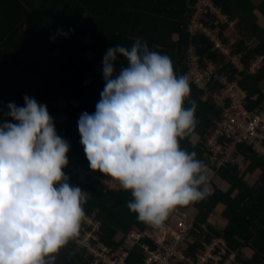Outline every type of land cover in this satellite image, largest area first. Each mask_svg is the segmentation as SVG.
<instances>
[{
    "label": "trees",
    "instance_id": "obj_1",
    "mask_svg": "<svg viewBox=\"0 0 264 264\" xmlns=\"http://www.w3.org/2000/svg\"><path fill=\"white\" fill-rule=\"evenodd\" d=\"M198 1L0 0V123H15L7 115V106L9 103L24 106L25 95L47 106L57 134L70 145L69 163L63 171L69 183L84 192V213L99 222L98 239L108 248L117 249L132 229L142 231L146 227L127 207L132 199L130 191L97 187L91 175L83 178L77 172V167H81L91 174L105 177L89 167L80 143L78 120L82 113L94 114L96 111L105 86L102 61L109 48L120 44L130 49L135 39L140 38L147 42L151 51L171 59L177 76H187L191 93L184 106H191L188 99L197 105L194 135L198 140L191 142V136L181 140L180 145L189 152L195 151L196 158L206 168L212 167L206 156V138L224 112L212 94L220 93L223 86L220 82L211 83L208 87L210 95L205 98V90L199 89L188 76L189 46L195 48L202 65V58L208 57L216 66H221L218 67L221 72L229 73L231 80H236V75H239L238 87L248 109L254 110L264 101V28L254 13L260 12L264 19V0L257 5L252 0H212L228 21L211 25L206 20L211 14L204 13L197 19L205 28L212 30L224 46L229 47L231 56L240 55L245 67L243 72H239L215 46L211 35L202 31L190 35L189 27ZM232 22L237 23L236 30L242 37L245 35L246 40L238 38L232 42L226 36ZM248 41L256 45L250 46ZM261 57V67L256 73H249L250 66ZM124 66L126 60L118 57L114 65L117 72ZM59 100L65 104L62 109L57 106ZM61 114L66 118L62 123L59 120ZM237 150L245 154L246 162H250L247 174H258L256 182L253 185L246 182V173L241 175L235 167L227 166L219 173L231 188L224 192L215 184L216 192L196 206L194 215L198 225L203 224L216 206L222 205V215L227 222L225 229L221 234L208 226L209 233L202 229L205 239L222 235L237 254L235 264H264V156L246 144L238 145ZM119 235L123 238L116 244ZM142 243L149 244L146 240ZM244 249L252 251V255L245 257ZM126 262L141 263L137 248L132 250ZM54 264L90 263L71 240L55 254Z\"/></svg>",
    "mask_w": 264,
    "mask_h": 264
},
{
    "label": "clouds",
    "instance_id": "obj_2",
    "mask_svg": "<svg viewBox=\"0 0 264 264\" xmlns=\"http://www.w3.org/2000/svg\"><path fill=\"white\" fill-rule=\"evenodd\" d=\"M118 57L126 66L117 72ZM102 63L105 86L95 113L78 120L80 143L93 172L130 191L127 207L138 222L163 229L174 209L206 194V165L180 145L197 125L195 101L184 106L189 80L140 38L130 49L109 48ZM24 102L7 106L15 123H0V264H54L55 254L79 235L85 195L63 171L70 145L47 106L27 95ZM241 156L229 166L250 182V162ZM220 178L218 171L211 194Z\"/></svg>",
    "mask_w": 264,
    "mask_h": 264
},
{
    "label": "built area",
    "instance_id": "obj_3",
    "mask_svg": "<svg viewBox=\"0 0 264 264\" xmlns=\"http://www.w3.org/2000/svg\"><path fill=\"white\" fill-rule=\"evenodd\" d=\"M203 13L211 14V17L206 18L211 25L216 26L228 21L227 16L220 8L213 5L212 0H199L196 3L195 17L189 27L190 35H195L197 31L212 34L216 42L215 46L224 53L239 72H243L245 67L240 61V55L231 56L229 47L224 46L212 30L205 28L202 22L197 21L198 18L203 17ZM202 59L204 65L201 64V58L195 52V48L190 45L188 76L199 89L205 90V98L210 95L209 85L220 82L223 89L220 93H213L212 96L217 106L224 110L222 118L217 121L211 135L206 138L205 148L208 151L206 156L212 167L207 168L206 183L202 186L206 191L205 196L189 207L174 209L165 221L163 229H155L148 225L142 231L132 229L125 236V239L132 245L128 249L121 244L117 248L119 251L108 248L99 241V222L84 215L79 235L72 241L78 250L84 252L90 264H127L126 261L132 250L136 248L140 252V264H235L237 254L231 250L222 235H212L210 239H205L202 229L205 233H209L208 227L203 224L198 225L194 210L204 201L205 197L211 194L212 182L218 171L229 165L239 164L242 156L238 153V145L246 144L251 146L256 153L264 155V102L254 110L248 109L247 102L238 87L239 75H236V80H231L229 73L221 72L218 68L221 66H216L212 59L208 57ZM260 67V64L253 63L248 72L253 74ZM254 68H256L255 72L252 70ZM77 172L83 178L91 175L97 187L103 186L115 191L123 190L109 177L91 174L81 167H77ZM120 236L122 239L123 235ZM121 239L118 237L115 243L118 244ZM143 240L148 241L149 244L142 243Z\"/></svg>",
    "mask_w": 264,
    "mask_h": 264
},
{
    "label": "rangeland",
    "instance_id": "obj_4",
    "mask_svg": "<svg viewBox=\"0 0 264 264\" xmlns=\"http://www.w3.org/2000/svg\"><path fill=\"white\" fill-rule=\"evenodd\" d=\"M253 1V3L254 4H259L260 3V1L261 0H252ZM233 23V22H232ZM236 22H234L233 24H229V26H228V28H227V30H226V36H228L229 38H230V40L232 41V42H235L236 40H239L240 38H244L245 40H246V36L245 35H243V37H242V35H241V33L239 34L238 33V31L236 30ZM211 36H212V34H210ZM213 37V36H212ZM216 37V36H215ZM239 38V39H238ZM248 42H250V46H255L256 45V43L254 44L253 42H251V41H248ZM90 55V54H89ZM261 60H262V58H258V59H256L253 63H258V64H260V65H262L263 64V62H261ZM253 70V72H255L256 71V68H254V69H252ZM90 80V79H89ZM89 80H87V83L89 82ZM243 94V93H242ZM235 96L236 97H239V95L238 94H235ZM74 106H76L77 104L76 103H74L73 104ZM64 106H65V104H64ZM61 118V120H63V121H65L66 120V118H65V116L63 115V114H61L60 116H59V119ZM208 175V170H207V173H206V176ZM253 176L254 177H257V175H252L251 176V178L249 179V181L251 182V184L253 185L254 184V180H253ZM94 179V178H93ZM214 184H216V181L214 182ZM223 186H225L223 183H222V185H221V188L220 187H218L219 189H222V191H224V192H227L230 188H228V187H225V188H222ZM213 192V191H212ZM224 208H223V206L222 205H218V206H216V208L213 210V212H212V214L211 215H209V217L207 218V220H206V222L205 223H203V225L204 226H206V227H208V226H211V227H213L214 228V230L215 231H220L221 233L223 232V230L225 229V226H226V224H227V222H223V220H224V218H223V215H222V213H223V210ZM118 237H119V239H121V236L119 235V236H117L116 237V240L118 239ZM132 244L129 242V241H127L126 239H125V241L122 243V245L121 246H123V247H127L128 249H129V247L131 246ZM247 249H244L243 250V255L245 256V257H247V256H251L252 255V253L251 252H248V251H246ZM117 251H119V249H117Z\"/></svg>",
    "mask_w": 264,
    "mask_h": 264
},
{
    "label": "crops",
    "instance_id": "obj_5",
    "mask_svg": "<svg viewBox=\"0 0 264 264\" xmlns=\"http://www.w3.org/2000/svg\"><path fill=\"white\" fill-rule=\"evenodd\" d=\"M254 13H255V15L258 17V23L260 24V26H261L262 28H264V19L262 18V14H261L260 12H258V11H255ZM74 103H75V102L73 101L72 104H74ZM57 106L60 107V108L62 109L63 106H64V102H62V101L59 100V101L57 102ZM59 120H60V122L62 123L63 120H61V118H60ZM197 140H198V137H197L196 135H192V137H191V142L195 143V142H197ZM255 175H258V174L256 173ZM257 177H258V176H257ZM257 177H254V176H253V180H254V182H256ZM250 178H251V176L248 177V179H250ZM223 181H224L223 178H220V180H217L216 183H220L219 185L221 186L222 183H223ZM223 187H224V186H223ZM247 251L253 253L252 251H249V250H247ZM249 257H250V256H249Z\"/></svg>",
    "mask_w": 264,
    "mask_h": 264
}]
</instances>
